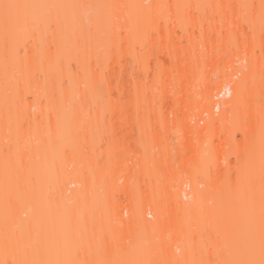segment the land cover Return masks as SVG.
Returning <instances> with one entry per match:
<instances>
[{
	"label": "bare ground",
	"instance_id": "bare-ground-1",
	"mask_svg": "<svg viewBox=\"0 0 264 264\" xmlns=\"http://www.w3.org/2000/svg\"><path fill=\"white\" fill-rule=\"evenodd\" d=\"M3 1L6 4L2 7L0 0L1 8L7 6L5 10L12 14L30 9L29 13L36 7L40 15L48 13L44 11L49 4L55 8L62 5L63 17H67L65 21L69 19L66 24L74 26L79 22L76 25L81 30L85 27V0ZM124 1L128 5L122 12L120 3ZM200 1L174 0L164 6L163 0L147 3L113 0V17L127 18L126 27H144L145 59L153 55L156 58L160 53L159 59L164 55L170 62V67L150 79L148 76L136 79L130 87L132 91L123 63L127 52L120 46L126 40L119 32L120 22L109 24L112 52L94 66L91 64L93 67H89L88 56L79 57L81 61L74 58L76 64H81H77L75 71L69 68L65 57L51 53L25 57L0 55V264H59L63 239L62 197L58 196L54 202L48 197L53 180L50 169L45 166V155L49 154L48 149L53 151L52 143L62 134L64 123L99 120L101 109L114 122L137 119L144 129L143 137L151 139L154 145L151 152L148 150L138 158L140 167L136 171L135 163L128 165L135 156L126 141L127 130L112 127L106 132L112 142L101 151L105 157L103 164L97 166L88 159L68 178V184L75 186L71 196L75 205L69 215L73 249L79 241L82 248L86 245L84 255L97 257L102 251L101 256L112 257L117 253L120 261L112 264H125L123 258L133 257L137 248L147 252V259L139 264H204L187 250V244L181 246L179 257L175 252L179 247L175 237L191 238L194 233H202L213 245L211 220L217 215L224 219L233 217L237 234L264 240V173L260 171L264 161L261 143L264 138V0H216L217 3L207 0L210 12ZM55 8L50 10L58 12V7ZM158 58L160 65L163 61ZM25 94H30L32 100L25 101ZM223 94L229 97L218 100ZM126 106L133 109L128 111ZM32 107L35 112L29 119L41 127L34 128L35 124L31 123L22 131L11 125ZM109 107L112 109L108 110ZM216 108H220L217 114ZM195 109L201 111L194 119L198 127L190 124L192 116H197ZM205 113L207 117L203 116ZM237 132L242 137L239 141L235 138ZM173 133L181 139L178 147L167 143ZM17 136L25 137L29 147L39 143L48 149L44 147L39 152L32 149L14 156L12 147L9 150L6 147ZM162 140L165 146L160 145ZM232 154L238 159L236 181L230 178L233 165L228 157ZM20 155H24V161L19 166ZM85 168L93 171L96 180L110 181V185L106 184L109 185V206L114 207L111 200L116 201L118 196L125 197L133 206L141 204L137 213L131 211L129 220L123 217L124 206L117 204L109 217L114 221H111L113 229L102 238L99 231L105 216L95 212V203L84 205L81 201V192L89 180L87 175L83 179L77 173L81 174ZM200 174L204 175V181L199 179ZM121 178L123 184H119ZM187 182L190 191L183 188ZM150 183L152 188L148 190ZM201 183L204 185L199 188ZM241 187H245L243 194ZM232 190L237 195L225 199L224 195ZM32 193L37 197L34 202ZM188 196L190 201L184 202L183 197ZM210 201H214L215 207L208 205ZM148 210L153 213V220L146 219ZM129 221L131 225L127 226ZM226 223H222L223 229L213 231L221 232L220 235L225 232L216 246L228 249ZM126 233L134 237L131 247L125 241ZM150 236L158 240L149 242ZM36 249L41 256V251H46L51 261L35 259ZM212 255V250L207 248V264H211Z\"/></svg>",
	"mask_w": 264,
	"mask_h": 264
},
{
	"label": "rangeland",
	"instance_id": "rangeland-1",
	"mask_svg": "<svg viewBox=\"0 0 264 264\" xmlns=\"http://www.w3.org/2000/svg\"><path fill=\"white\" fill-rule=\"evenodd\" d=\"M173 1L174 0H163L162 5L164 6L168 5ZM206 1L207 0H204L203 2L202 0L200 2H202V4L205 3L206 6L205 5L203 6H205L208 9V12H210L209 10L211 9H209L208 6L209 4H207ZM85 2H86V10L84 11L85 27L82 28V30L78 25H76V23L79 22H76L75 24L73 22L74 26L75 25L77 26L76 29L74 26H71L70 24H66V21L68 23L69 19L68 20L66 19L65 21V18L67 17L66 16L63 17L64 15L61 11L62 9L60 10V8H62V5H59L60 7L57 6L58 12L57 11L54 12L53 10L52 11L50 10V8L52 9L55 8L54 5L52 7L51 4H49L50 7H48L49 5H47L46 7L48 9L45 8L46 11H44L48 13L45 14L43 13L40 15L36 13L38 12L36 10L37 9L36 7L34 9L32 7L31 12L29 13L28 11H30V9L28 11L25 10L20 11V13L18 14H12V13H7V11L5 10L7 6L5 8H1L0 6V55H10V56L13 55V56L25 57L30 54L41 56L44 54L47 55L48 53L49 54L51 53L57 56L59 55L60 57H65L66 58L65 60L68 61L70 65L69 68L72 67V69H74L75 71L78 67L77 64L80 63L78 62L76 64L77 62L76 59L78 60L79 57L88 56V58L90 57L91 59V60L89 59L88 62V64L90 63L89 64L90 67L91 64L93 65L94 63L99 62L100 58H103L112 52V47L109 45V36H110L109 24H112L114 21V23L115 22L121 23L122 27L121 29H119V32L120 34H124L126 36V40L122 44H120V46L124 47L127 52L125 61L123 63L126 66L127 74L130 75V76L127 75L129 78L128 81L129 83H131L129 84V90L132 89V88L130 89V87L133 86L132 84L136 79H143L145 78V76H148L147 79H150V77L158 73V71L160 72V70H162L163 68L166 69L170 67V62L167 60L168 59L167 57L166 59L164 58L165 56L163 55L162 57L160 56V59L162 60L158 58L160 53L159 54L157 53L158 55L156 57L158 58V60L164 62V63L161 62L160 65L157 62L156 58L154 57L156 55H153L149 59H145V55H146L145 50L147 46H146V42L143 40L144 27L143 29L142 28L139 29L137 28V26L133 28L126 27L125 25L129 21L127 20V18L121 17L119 19L117 17H113V12H112L113 0H85ZM147 2L148 0H145V3ZM211 2L214 1L211 0ZM5 4H6L5 1L2 0V5H3L2 7H4ZM212 4L215 7L217 5V4L215 5V3ZM9 5L10 4H8V6ZM127 5L128 3H126L125 1L123 3H120V10H122L123 12ZM206 8L203 9H205V11L207 12ZM213 9L214 8H212V10ZM214 10L216 11L217 9ZM52 12H54V14ZM99 13L102 14L103 16V18L101 16L102 18L101 21H99L100 19ZM37 14L42 17H38ZM248 14H252V12H248ZM34 15L37 16L35 17ZM65 25L66 26L70 25L68 26L70 27V30L68 27H65ZM63 27H65V29ZM59 28L60 29L63 28L64 31H62V29L60 30ZM66 28L68 29V31ZM261 28H263V26ZM71 58H73V60ZM70 59L71 61H69ZM92 65L91 67L94 66ZM89 67L87 66V68ZM80 69H78L77 71L79 72ZM131 91L129 93H132ZM228 97L229 95L223 94L222 96L218 97V100H223L224 98H228ZM24 99L25 101H31L32 96L30 94H25ZM199 108L200 110H202L201 106ZM110 109L112 108L109 107L108 110ZM117 109H119V107H117ZM125 109L129 111L132 110L133 107L126 106ZM200 110L199 109L194 110V114L197 112L196 113L197 116L196 115L192 116L193 119L191 118L190 124H195L194 119H197L195 117H199L200 115L199 113H201ZM34 112H35L34 107H32L31 109L27 108L23 112L24 116L22 118L14 119L11 125H13L16 128H20L22 131H26L31 123L35 124L34 128L39 126L41 127L42 125H37L35 120L31 122L29 119V116L34 115ZM100 112H101V118L93 122L68 121L64 123L62 134L54 143H52L54 147L53 151L49 150L48 147L42 146V144L39 143H35L33 146L29 147L26 145V138L20 136H17L14 142L11 143L8 147H6V150H9V148L12 147V152L14 156L19 155L21 152L28 153V151H31L32 149L39 152L44 147H46V149H48L49 151V154L45 155L46 156L45 166L48 169H50V175H51V179L53 180V183L48 193V197H50V199L53 202L55 201L56 198H58V196L62 197L60 207L62 210L61 233L63 239H62V248L58 259L59 264H112V263H118V261H120V257L118 256L117 253H115L112 257H106V256L104 257V255L101 256L102 251L96 254L97 257L93 255L94 258L91 255L90 256L87 254L84 255L82 251L83 248L86 247V245L84 244L82 248V244L79 241H76L79 245L75 242V244H77L76 249L75 248L73 249L72 244L74 243L71 236L72 228L70 226L69 215L73 209V206L75 205V201L71 198L72 188H74L75 186L73 184H68V178H71L74 175L76 168L78 166H81L82 162H86L88 159H92L97 166L103 164L105 157L101 154V151L107 148L110 142H112L111 141L112 137L110 135L109 136L106 135V132L112 129V127H116V128L121 127L122 129L127 130L128 133L126 136V141L129 146V149L131 150V153H133L135 156V157H131L132 160L128 161V165H133L135 163L134 167L136 171H138L140 167V164L138 163V158L142 154L147 153L148 150L151 152V149H153L152 147L154 143L150 141L151 139L148 140L143 137L142 132L144 129L142 130V125L138 122L137 119L126 120L125 122H114L111 119V117L106 113L105 109H101ZM214 112L215 114L219 113L220 108H216ZM206 115H207L206 113L203 114L204 117H207ZM202 123L203 122L200 121L199 125H202ZM171 135L172 136L169 135L168 138L166 137L168 139V142L167 139L165 138L164 139L171 146L178 147L179 145L177 146V144H179L178 142L181 139H177L178 138L177 134L173 133ZM235 135H236L235 138L238 139V141L242 139L241 135L238 134V132ZM163 140L160 142L161 146L166 145L165 141ZM5 142L7 143V141ZM261 143H262V150H263L262 152L264 158V138L261 139ZM206 146H207V142H206ZM155 149L156 148H154V150ZM23 157L24 155H20V158L18 159L19 166L22 165V162L24 161ZM228 160L233 165V167L230 170V178L236 181V178H238V171H237L238 159L232 154L228 157ZM260 169H261L260 170L261 173H264V161L261 164ZM85 175H87L89 181L85 184L86 187H84L83 192H81L82 194L81 201L83 202L84 205L95 203L96 204L95 205L96 207H94L96 208L94 209L96 210L95 212L100 214L103 213V215L105 216L104 223L99 231V235H100L99 237L102 238L103 236L105 237L106 235L110 234V232L113 229L112 222L114 221L110 220L111 218L109 219V217H111V214L113 215V212L117 204L118 207L124 206L122 214L125 220H129L132 210H134L135 213H137L141 208V204L133 206L132 204H130V202H128V200L125 199V197L118 196V198H116V201L114 199L111 200L114 203V207L109 206L107 201V193H108V186L110 185L109 183L110 181L103 182L98 179L96 180V178L93 175V171L86 168L82 170L81 174L77 173V176L79 178H83L85 177ZM199 179L204 181V175L200 174ZM32 180H34L33 173H32ZM108 183L109 185H106ZM123 183H124V179L121 178L119 180V184H123ZM31 185L33 186V184ZM151 185L152 183L148 185L147 187L148 190H151L152 188ZM203 185H204L203 183L199 184V188H202ZM77 186L81 187L79 184H77ZM183 188L186 191H190V183L187 182V185H184ZM244 190L245 187H241L240 189L241 194H243ZM173 191L175 192V190ZM215 194L214 195L217 198L218 193ZM235 195L237 194H235L234 191L232 190L231 192H228L226 195H224V198L229 200ZM31 196H32L31 201L34 202L37 197L34 193H32ZM190 199H191L190 196H188L187 198L183 197L184 202L190 201ZM99 201H101V204ZM0 205H2L1 200H0ZM208 205L210 207H215L214 201H210ZM5 209L8 213V208L6 207ZM135 218H136L135 222H137L138 219L136 216ZM146 219L147 220L154 219L153 213H150L149 210L146 215ZM188 220L190 222V218H188ZM211 221H213L212 223L213 225L211 226L212 228L210 227L212 229L210 233L213 236L212 238L214 239L213 245L209 243L210 239L206 234L194 233L192 234V236H190L191 238H188L187 235H181V236L178 235L175 237L177 239V245H179L178 248H175L176 254L178 256L182 255L183 248L181 246L183 244H187L188 245L187 250L189 252H192L196 258L203 260L204 264H207L206 261L207 248H209V250H212L213 253V255L211 256L212 258L211 264H264L263 239L248 234L239 235L236 232H234L236 223L233 217L224 219L222 216L217 215L216 218H213ZM224 221L227 222L226 223L227 226H224V229L226 227H227L226 230L229 229V234L227 232L228 241H229L228 249L226 247L224 248V246L222 245L216 246L218 241H222V237L223 234H225V232H223V234L220 235L221 232L215 233L214 231L219 228L223 229L222 223ZM126 223L127 226L131 225V221ZM90 229L94 231L93 229L95 228H90ZM89 232H91V230ZM85 234L87 235L88 232L86 233L85 231ZM126 236L127 238L125 239V241L128 244V246L131 247L130 244L134 241V237L130 236L128 233H126ZM149 239H150L148 240L149 242L150 241L153 242V240L155 241L158 240L157 237L151 238V236L149 237ZM148 241H145V244L148 245ZM186 241L188 242L186 243ZM206 244L207 247L205 246ZM41 252L43 253L42 256L40 255V250L36 249L33 253L34 254L33 257H35V259L39 261L49 263L51 261L50 260L51 256L48 255L47 252L44 250H42ZM145 252H143L141 248H137L136 254L133 253V255L135 254L134 256L131 254V256H133L131 258H127L126 255L125 256L126 258L125 257L123 258V262L125 264H139V262H142L145 259H147L146 256L147 252L146 253ZM143 253L146 257L145 256L143 257ZM7 262H9V260H7Z\"/></svg>",
	"mask_w": 264,
	"mask_h": 264
}]
</instances>
